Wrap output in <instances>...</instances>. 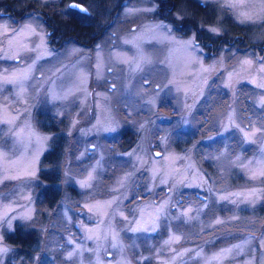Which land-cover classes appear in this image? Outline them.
<instances>
[{
    "label": "rangeland",
    "instance_id": "rangeland-1",
    "mask_svg": "<svg viewBox=\"0 0 264 264\" xmlns=\"http://www.w3.org/2000/svg\"><path fill=\"white\" fill-rule=\"evenodd\" d=\"M84 3L99 41L59 50L67 0H0V264L3 232L33 220L32 264H264V0ZM51 145L62 194L38 212ZM137 192L152 197L126 205ZM162 223L153 259L131 261ZM218 234L236 238L204 246Z\"/></svg>",
    "mask_w": 264,
    "mask_h": 264
},
{
    "label": "trees",
    "instance_id": "trees-1",
    "mask_svg": "<svg viewBox=\"0 0 264 264\" xmlns=\"http://www.w3.org/2000/svg\"><path fill=\"white\" fill-rule=\"evenodd\" d=\"M175 2V0H170V2ZM9 3L5 2V6L9 7ZM187 5L192 6L190 3H187ZM82 7H84L82 5ZM195 9L197 10L198 13H201V7L200 5H195L194 6ZM85 8V7H84ZM86 10V9H84ZM22 12V11H21ZM82 13V12H81ZM85 14L87 13V10L84 12ZM19 13L16 15L18 16ZM22 15V14H21ZM21 15L18 17L20 18ZM15 16V17H16ZM82 16L81 18L79 17V15H75L74 12H69V14H67L65 17L64 21H58L56 24H54L53 21H51L54 25L52 26V28H54L55 30H59L65 34L62 36V38H56L57 41H59L58 45H56L55 49H59L65 46V44H69V38L74 39L72 42L74 44L80 45L82 44H86L87 46L89 45V43L93 44V42H98L99 38L98 35L93 34L91 35V33H93V31L91 30V24L87 23L85 19H87L88 16L86 15H80ZM84 17V18H83ZM88 21V20H87ZM176 32V31H174ZM179 33V32H176ZM57 34V32H56ZM65 37V38H64ZM55 38V37H54ZM67 38V39H66ZM52 40V38H51ZM91 41V42H90ZM207 41V39L205 40ZM49 44H51V41H49ZM227 46H233V42L232 41H228L225 43ZM222 44V45H225ZM52 46V45H51ZM239 46V45H238ZM54 47V46H53ZM236 49H238L237 47H235ZM60 50V49H59ZM57 51V50H56ZM36 126H39L38 124ZM38 128V127H37ZM40 130V128H38ZM51 131L48 129L43 128L41 131ZM127 131H132L131 129L127 128ZM125 133L127 134V137H121L120 135H111L110 140H114L113 145V149H111L110 151V155L106 158L107 160L112 163V167L111 168H116V166L119 164V162H115L118 159H123L119 156V154H116V152L114 153L113 151H116L115 148H120L121 150H126L128 149V147L130 146V144H132L135 135L131 132L127 133L125 131ZM90 138H88L87 140H89ZM93 140H95L94 138H92ZM99 142H102V139H97ZM111 144V143H110ZM54 145V144H52ZM50 147V149L46 152L45 155H43L42 160H41V164L44 165V169L39 170L38 173V183H36L35 189H37L38 191L35 193V201L37 204V210L38 212H41L42 209L46 208V209H51L53 204L56 202V200H58L61 196L62 193L58 194V189L57 188V183L62 179L63 174L61 173V171H58V167L57 168H52L50 171H46L45 170V164L49 162V165L51 164H55L57 163V165L59 164V161L61 160V150H60V146H52ZM113 155H117L118 158L114 159L112 161V159L114 158ZM113 157V158H112ZM111 158V159H110ZM115 162V163H114ZM86 164V162H84ZM104 168L106 169L107 173L110 174L108 181L109 184L107 186H109L112 181L113 178H116L118 176H121L126 170V166L127 164H123V165H118L117 167H119L118 170L116 169H111L110 171H108L107 168H109V165L105 164L103 165ZM83 167V166H82ZM85 168V167H83ZM165 191V189H164ZM164 192H158L156 193L155 196L163 194ZM101 196V195H99ZM130 196H132L129 200L128 203H126V205H128L130 202H134L136 200H138V198H146V197H152L149 194H142V193H132ZM154 196V197H155ZM94 197L96 198L97 196H92L91 198ZM195 201H199L200 200H195ZM125 206V205H124ZM73 207V206H72ZM74 208V207H73ZM77 211V210H74ZM217 212H215L216 215ZM129 214V213H128ZM208 218H212V217H208ZM40 224V223H39ZM115 226L117 228H119V235L121 236V238L123 239L122 242L123 243H127V244H131L129 243V239L125 240L124 237V230L121 229V224L118 221H115ZM171 228L175 227V224H171L170 225ZM168 229L167 225H163V223L160 225V229L154 234V236L152 235L150 238V243H147L146 241H144L141 237H137L135 238V245L136 247H129L127 248V252L129 254V259L131 261H135L137 256H145L146 262L150 261L151 259H153L154 256V250L157 246H159V242L161 240V238L166 234ZM39 228H37L36 223L34 222H29L27 224H15L13 229L9 232H3V239L2 242L4 243V245H6V247L8 248V251L6 253L5 258L3 259V264H32V256L35 253L36 247L38 245H36L39 241H40V233H39ZM220 234H218L214 240V242L210 243V244H206L204 246L206 247H213L215 245L218 244H226V243H230L232 242L236 236H231V237H226L225 235L222 236ZM209 243V242H207ZM54 257H56V254L54 255ZM42 259H44L42 257V254L39 253V260L41 261ZM53 259H57V258H53ZM58 260V259H57ZM35 264H41L40 262H35ZM62 264V263H61Z\"/></svg>",
    "mask_w": 264,
    "mask_h": 264
},
{
    "label": "flooded vegetation",
    "instance_id": "flooded-vegetation-1",
    "mask_svg": "<svg viewBox=\"0 0 264 264\" xmlns=\"http://www.w3.org/2000/svg\"><path fill=\"white\" fill-rule=\"evenodd\" d=\"M67 5H68V7L70 8V6H71V10L70 11H72V12H74L75 13V15H86L84 12L86 11V10H84V11H81V10H79L78 9V7L79 6H81L82 7V5L85 7V3H84V0H79V1H75V0H67ZM75 5V6H74ZM78 6V7H77ZM84 7H82L83 9H86V7L84 8ZM82 12V13H81Z\"/></svg>",
    "mask_w": 264,
    "mask_h": 264
},
{
    "label": "water",
    "instance_id": "water-1",
    "mask_svg": "<svg viewBox=\"0 0 264 264\" xmlns=\"http://www.w3.org/2000/svg\"><path fill=\"white\" fill-rule=\"evenodd\" d=\"M74 6H75V5H74ZM77 7H78V6H77ZM78 9L81 10V11H84V9H83L81 6H79ZM155 155H157V154H155Z\"/></svg>",
    "mask_w": 264,
    "mask_h": 264
}]
</instances>
